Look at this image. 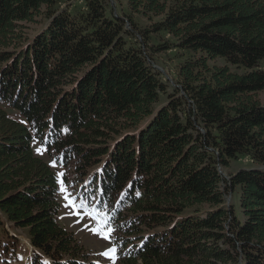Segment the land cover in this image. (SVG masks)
<instances>
[{"label": "trees", "instance_id": "16d2710c", "mask_svg": "<svg viewBox=\"0 0 264 264\" xmlns=\"http://www.w3.org/2000/svg\"><path fill=\"white\" fill-rule=\"evenodd\" d=\"M63 1L0 0V264L18 260L6 223L49 257L35 264L87 260L59 219L53 155L115 217L119 264H264V0H128L123 15ZM173 47L191 52L176 84L151 62ZM242 156L254 167L224 177Z\"/></svg>", "mask_w": 264, "mask_h": 264}, {"label": "rangeland", "instance_id": "374dc122", "mask_svg": "<svg viewBox=\"0 0 264 264\" xmlns=\"http://www.w3.org/2000/svg\"><path fill=\"white\" fill-rule=\"evenodd\" d=\"M111 5L113 6V9L116 11V13L123 15L124 13H132V9L128 3V0H110ZM75 3L76 0H68L67 2H62V7H67L69 3ZM135 18L139 22L140 27L149 26L152 23L156 22L159 18L154 17L151 20L148 18H145L141 14H135ZM47 21L39 20L38 22L34 23H28L26 26V31L29 35V37L34 38L38 33L43 31L47 25ZM128 29H132L131 25H128ZM164 36L157 38L154 40L155 43L159 41L164 42L166 39L170 41H176L174 36L167 35L166 33L163 34ZM152 42V43H154ZM152 55L154 59L151 58L152 64L160 69L164 75L165 80L168 83L176 84V73L178 70L179 63L184 61L187 57H190L191 52L188 50H180L179 48H171L169 50H161L159 52H155L152 50ZM214 63H217L219 65H225L228 64L232 70L238 71V72H245V67H238L237 65H234L230 62H228L225 58L217 57L216 59H210V64L213 65ZM259 96L262 101H264V90L260 91ZM12 116H17V118H20V115L18 113H14V111H11ZM41 147V144L38 140L34 142V148L35 150ZM37 152V150H36ZM38 154V153H37ZM40 156L46 157V151ZM255 163L252 162L248 157H240V158H232L230 161V165L228 167H220L221 171L224 175V177H229L231 173H236L241 168H252L254 167ZM262 166V165H258ZM59 171H61V168L59 167ZM65 172V170H64ZM73 177L75 178L73 180ZM78 176H76L74 169L69 168L68 171H66V177H65V183L69 186V191H73L75 193H83L85 196H87L86 191L90 189L91 184L84 185L79 180H77ZM86 182H88L86 180ZM60 185L58 184V198L60 201V208H59V219L62 224L65 225V227L73 232L80 243L82 249L84 250V253L87 255L85 264L95 263L99 261V264H111V261L104 259L102 256L98 255V253L103 252L106 248L112 247L111 244L107 240L101 239L96 235H93V233L86 228L83 227V223H76V217L71 215H66L68 213V209L64 207L65 201L63 200L62 194L60 193ZM239 187L233 191L230 190L229 193H227V203H232L234 205L236 213L242 217L243 213L240 206V199H239ZM88 197V196H87ZM90 201L93 203V205L98 208L101 212H107L105 210H102L96 201H98L97 197H89ZM206 208H203L205 210ZM126 209L124 210V212ZM129 211H126V215H128ZM88 223H92L91 221H88ZM5 226L7 227V230L10 233V236L12 237L14 243H15V250L18 257L17 261H13L9 264H19L21 261L29 263V264H35V257L36 253L41 256L46 262L49 260L48 256H43L42 253H40V250L36 249L35 246L31 243L28 231L26 228H15L11 223H6ZM114 236L116 237V232L114 233ZM3 237V236H2ZM138 243V240L133 239V244ZM128 245H132L131 242L128 243ZM127 247V246H126ZM3 252V250H1ZM0 251V252H1ZM4 253V252H3ZM118 255V253H117ZM119 257V255H118ZM121 257V254H120ZM122 258V257H121ZM120 259L118 258L115 261V264H119ZM231 264V263H230Z\"/></svg>", "mask_w": 264, "mask_h": 264}, {"label": "snow or ice", "instance_id": "6c2138e0", "mask_svg": "<svg viewBox=\"0 0 264 264\" xmlns=\"http://www.w3.org/2000/svg\"><path fill=\"white\" fill-rule=\"evenodd\" d=\"M33 139L35 142L36 138L34 137ZM39 143L41 144V147L36 149L38 154L42 155L49 147H51L52 152L55 153L56 150L54 146L49 145L47 137L42 138ZM63 161L64 157L53 155V158L50 160V166L53 168H59L63 165ZM65 177L66 172H56V179L60 185L59 190L62 194L63 200L65 201L64 207L69 210L66 215L76 217V223L84 222V228L91 231L93 235L107 240L112 247L106 248L103 252L98 253V255L111 261V264H115V261L119 258L117 253L120 247V245L116 242V237L114 236V233L118 228V225L115 224V217L108 212H101L93 205L89 197L85 196L83 193L69 191V186L65 183ZM129 190H131V186H129ZM123 198L124 197L122 196L121 199ZM96 203H99V201H96ZM88 221H91L92 223H88ZM96 264H99V261H97Z\"/></svg>", "mask_w": 264, "mask_h": 264}]
</instances>
